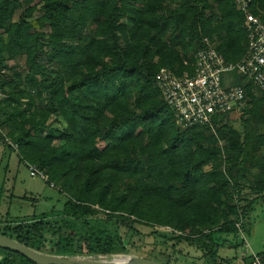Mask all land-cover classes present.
<instances>
[{
  "label": "trees",
  "instance_id": "trees-1",
  "mask_svg": "<svg viewBox=\"0 0 264 264\" xmlns=\"http://www.w3.org/2000/svg\"><path fill=\"white\" fill-rule=\"evenodd\" d=\"M250 1L264 20V0ZM33 3L0 0V140L4 134L16 143L18 151L6 145L58 183L67 202L60 212L1 221V232L39 253L75 258L84 248L91 255L128 251L136 224L159 225L179 234L177 244L201 251L205 264H232L220 249L245 244L236 224L242 211L249 232L251 205L243 206L242 190L249 184L264 193V166L249 178V134L243 140L231 121L217 135L181 129L156 76L161 68L192 73L205 40L227 62H240L248 33L235 0ZM9 61H23L25 70ZM236 83L248 99L245 122L264 125V95L244 77ZM58 121L64 126L57 131ZM255 138L264 149V133ZM166 252L151 259L172 264ZM0 255V264H35L10 250Z\"/></svg>",
  "mask_w": 264,
  "mask_h": 264
},
{
  "label": "rangeland",
  "instance_id": "rangeland-1",
  "mask_svg": "<svg viewBox=\"0 0 264 264\" xmlns=\"http://www.w3.org/2000/svg\"><path fill=\"white\" fill-rule=\"evenodd\" d=\"M44 0H34L33 5H41ZM18 18V15L16 16ZM10 66L18 64L17 71L25 70L23 61H9ZM13 71L9 72V76H13ZM24 86V85H23ZM22 86V87H23ZM30 90V89H29ZM258 93V96H261ZM27 100L24 99L23 102ZM26 108V105L23 107ZM250 117L247 115H236L231 121V126L238 130L242 139L245 140L246 134L248 143L246 145L248 151V159L245 162V167L248 169L249 178H255L259 171L260 165L264 166V149L258 150L256 146V133H264V125L257 127V122L246 123L245 120ZM63 123L59 121L54 124L55 130H62ZM59 141H56L58 144ZM56 144V145H57ZM221 145L225 146V142L221 141ZM46 182L40 177H32L30 166L26 162L20 160L17 152H12L7 145L0 140V222L1 221H23L31 218L39 217L44 214L62 211L67 202V196L61 191V186L56 183ZM241 198L244 205H251L249 216L246 220L248 233L245 237V244L239 248H221L220 254L223 257H235L230 260L235 261L240 259L244 252L249 251V248L256 252H264V193H255L250 188L249 184H245L242 190ZM229 203L225 202L222 210L227 209ZM230 219V218H229ZM219 223V225H221ZM135 227L139 231V236H135L133 243L128 247V251L117 249L110 254L91 255L87 248H84V255L75 257L77 259L95 260L102 262H127L135 257L155 258L152 252L165 251L172 257V264H205V256L198 249L189 246L187 243L173 241L179 235L173 232L172 229L165 226H153L145 224H136ZM123 235L126 229H122ZM190 234V230L187 232ZM223 239L227 238L232 244L237 243L238 239L234 234H222ZM239 241H243L240 234ZM175 244V250L172 244ZM156 244V246H153ZM158 248V249H157ZM157 249V251H156ZM180 252V253H179ZM182 253V254H181ZM166 262V259H164ZM236 264V263H235ZM238 264V263H237ZM240 264V263H239Z\"/></svg>",
  "mask_w": 264,
  "mask_h": 264
},
{
  "label": "built area",
  "instance_id": "built-area-1",
  "mask_svg": "<svg viewBox=\"0 0 264 264\" xmlns=\"http://www.w3.org/2000/svg\"><path fill=\"white\" fill-rule=\"evenodd\" d=\"M235 3L245 16L248 33L247 52L240 62H227L215 46L205 40L206 47L195 55L192 73L177 75L168 68H161L156 76L162 96L175 114L177 125L183 130L207 127L217 135V127L221 123L241 115L248 108V99L245 89L236 83V77L252 82L258 93L264 95V20L251 12L250 0H235ZM0 96H4L1 91ZM3 137L5 144L18 151L16 143L4 134ZM29 166L32 177L49 182V177L37 166ZM239 213L236 227L245 240L242 211ZM242 264H264V255L251 252Z\"/></svg>",
  "mask_w": 264,
  "mask_h": 264
},
{
  "label": "water",
  "instance_id": "water-1",
  "mask_svg": "<svg viewBox=\"0 0 264 264\" xmlns=\"http://www.w3.org/2000/svg\"><path fill=\"white\" fill-rule=\"evenodd\" d=\"M0 248L23 255L35 264H167L153 259L135 257L127 262H102L69 257H57L39 253L22 243L4 235L0 230Z\"/></svg>",
  "mask_w": 264,
  "mask_h": 264
},
{
  "label": "crops",
  "instance_id": "crops-1",
  "mask_svg": "<svg viewBox=\"0 0 264 264\" xmlns=\"http://www.w3.org/2000/svg\"><path fill=\"white\" fill-rule=\"evenodd\" d=\"M251 252H253V253H256V252H254V251H252L250 248H249V251H247V252H244L242 255H241V257H240V259H238V260H236L235 259V261H232V264H242V262H243V259L245 258V256H247L248 254H250ZM220 256H222L221 254H220ZM223 257V256H222ZM224 258H228V259H232V258H237V256H235V257H224ZM2 259V256L0 255V260ZM192 264H193V262H191ZM194 264H198V263H194Z\"/></svg>",
  "mask_w": 264,
  "mask_h": 264
}]
</instances>
